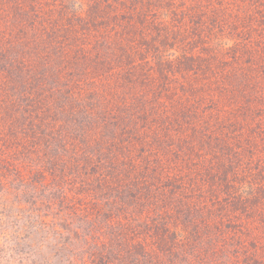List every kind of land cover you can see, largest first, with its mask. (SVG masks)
<instances>
[{
  "label": "trees",
  "instance_id": "1",
  "mask_svg": "<svg viewBox=\"0 0 264 264\" xmlns=\"http://www.w3.org/2000/svg\"><path fill=\"white\" fill-rule=\"evenodd\" d=\"M76 1L0 0V163L58 149L100 264H264V0Z\"/></svg>",
  "mask_w": 264,
  "mask_h": 264
},
{
  "label": "rangeland",
  "instance_id": "2",
  "mask_svg": "<svg viewBox=\"0 0 264 264\" xmlns=\"http://www.w3.org/2000/svg\"><path fill=\"white\" fill-rule=\"evenodd\" d=\"M64 1L69 7H62V15L69 11L72 13L71 9L80 10L81 5L78 1ZM57 5H61L59 0ZM75 13L76 17L80 14ZM101 41L99 39L89 45V49L93 50L89 57L93 58L97 55L100 59L93 61V66L88 65L85 72L107 70L116 65L115 60L120 58V51L114 48L116 40L112 41L113 45L104 42L111 45L105 48L102 47ZM69 47L73 51L76 49L75 44ZM84 60L85 64H89V59ZM67 64L69 67L80 68L83 71L82 61L75 58L73 53L69 56ZM109 71L113 70L107 72ZM135 86L139 87L136 84ZM6 106V103L0 104L1 109H6ZM3 115L5 114H0ZM24 115L28 116V114ZM26 116L21 115L19 126L23 123L28 124L29 120H25ZM12 121L6 120L0 123V135L12 131H18L19 136L31 133L28 126L18 127V124ZM33 121L35 124L39 123L38 119ZM33 141L36 143V140ZM43 141L41 140L35 147L40 148ZM21 143L27 144L25 141ZM51 145L52 148L56 147L54 142ZM44 148L46 155L42 151L40 156L32 154L27 158L14 153L7 155L6 163H0V264H100L95 255L92 256L103 249L95 244L94 239L99 234L96 226L105 228L108 222L104 214L98 223L100 216L89 215L90 208L95 203L94 201L90 203L92 193L88 190L81 192L75 187L76 185L73 186L71 182L73 174L64 176L63 172L59 171H55L54 175L51 174L52 165L49 166L47 163L48 154L50 151L55 155L58 149ZM11 161H15L16 166H9L10 163L12 164ZM65 162L71 164L70 157H66ZM55 163L56 167L73 172V167L65 166L62 159L56 158ZM101 207L105 213L106 206ZM107 264L123 263L114 260L113 263Z\"/></svg>",
  "mask_w": 264,
  "mask_h": 264
}]
</instances>
